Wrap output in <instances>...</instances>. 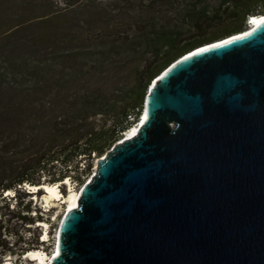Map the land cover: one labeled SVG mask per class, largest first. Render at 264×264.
Wrapping results in <instances>:
<instances>
[{
    "label": "water",
    "instance_id": "1",
    "mask_svg": "<svg viewBox=\"0 0 264 264\" xmlns=\"http://www.w3.org/2000/svg\"><path fill=\"white\" fill-rule=\"evenodd\" d=\"M49 264H264V19L153 79L138 130L97 158Z\"/></svg>",
    "mask_w": 264,
    "mask_h": 264
},
{
    "label": "trees",
    "instance_id": "2",
    "mask_svg": "<svg viewBox=\"0 0 264 264\" xmlns=\"http://www.w3.org/2000/svg\"><path fill=\"white\" fill-rule=\"evenodd\" d=\"M27 3L0 0L3 247L16 226L40 218L30 213L32 200L16 208L11 197L67 177L84 184L95 158L139 122L158 74L264 14V0H89L65 18L27 26ZM34 248L25 242L19 254Z\"/></svg>",
    "mask_w": 264,
    "mask_h": 264
},
{
    "label": "rangeland",
    "instance_id": "3",
    "mask_svg": "<svg viewBox=\"0 0 264 264\" xmlns=\"http://www.w3.org/2000/svg\"><path fill=\"white\" fill-rule=\"evenodd\" d=\"M28 10H26V22L29 25H45L46 22L51 21V19H62L78 8V6L83 7L81 4L83 2L87 3L89 0H80L77 3L70 5L69 2L72 0H26ZM90 1H105V0H90ZM96 160H94V165L92 171L89 175L85 177V181L91 176L95 169ZM65 182V184H64ZM49 183V182H45ZM61 183H63L64 188L61 189ZM85 183V182H84ZM59 191H61V196L56 199L55 197L46 199V192L44 189H37L33 192L31 196L19 195L17 197H11L14 192H10L11 206L16 205V208L22 207L24 204L32 200V211L30 212L35 217H40L34 224H31L30 228H24L20 225L16 226L14 231L17 233H12L8 236V244L6 247L0 246V264H42L40 260H34L31 257H26V254H19L21 245L25 242H29L34 245V249L44 251L45 261L49 260V257L54 253L56 249L57 232L61 222V219L68 209L67 200L71 191L78 190L83 184H78L72 182L69 177L65 178L63 181H59ZM30 191L29 189H26ZM51 199V200H50ZM54 199V200H53ZM22 203V204H21ZM15 220V219H13ZM14 222V221H13ZM13 228V227H12ZM41 233L40 241L41 243H36L37 235Z\"/></svg>",
    "mask_w": 264,
    "mask_h": 264
},
{
    "label": "bare ground",
    "instance_id": "4",
    "mask_svg": "<svg viewBox=\"0 0 264 264\" xmlns=\"http://www.w3.org/2000/svg\"><path fill=\"white\" fill-rule=\"evenodd\" d=\"M263 19H264V14L255 15L254 18L252 19L251 26L248 27L247 30H245V31L251 30L256 25H258L260 22H262ZM137 130H138V123L133 125L130 128V130L127 131L124 135L132 136V135L135 134V132ZM58 182H55V183H43V184H40V185H29V186L27 185L26 187L29 188L30 191H34V192H36L37 189H44L45 192H46V199L55 197L54 199L56 201V199L61 196V191H59ZM79 190L80 189L71 191V193L69 194L67 200H65V202H68V204H69L68 208L76 206L77 200H78V196H79ZM7 193H10V192L8 191ZM55 251H56V249H55ZM51 256L49 257L48 261H45L44 251H41V250H38V249H30V250H28V252L26 254V257H31L34 260H40L42 262V264H49ZM8 264H12V263H8Z\"/></svg>",
    "mask_w": 264,
    "mask_h": 264
},
{
    "label": "built area",
    "instance_id": "5",
    "mask_svg": "<svg viewBox=\"0 0 264 264\" xmlns=\"http://www.w3.org/2000/svg\"><path fill=\"white\" fill-rule=\"evenodd\" d=\"M252 19H253V17H250L249 20H248L249 27L251 26ZM28 186H29V185H28ZM27 189H29V188H27Z\"/></svg>",
    "mask_w": 264,
    "mask_h": 264
},
{
    "label": "clouds",
    "instance_id": "6",
    "mask_svg": "<svg viewBox=\"0 0 264 264\" xmlns=\"http://www.w3.org/2000/svg\"><path fill=\"white\" fill-rule=\"evenodd\" d=\"M251 17H254V16H251ZM129 130H130V129H128L127 131H129ZM127 131H126V132H127ZM126 132H125V133H126Z\"/></svg>",
    "mask_w": 264,
    "mask_h": 264
}]
</instances>
